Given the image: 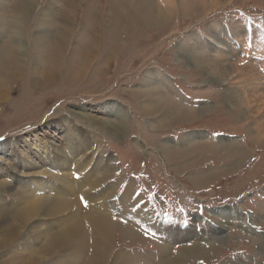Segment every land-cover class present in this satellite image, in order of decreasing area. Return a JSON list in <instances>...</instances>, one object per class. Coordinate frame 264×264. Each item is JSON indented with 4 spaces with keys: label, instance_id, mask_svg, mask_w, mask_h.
Segmentation results:
<instances>
[{
    "label": "rangeland",
    "instance_id": "1",
    "mask_svg": "<svg viewBox=\"0 0 264 264\" xmlns=\"http://www.w3.org/2000/svg\"><path fill=\"white\" fill-rule=\"evenodd\" d=\"M1 1L6 6L17 2ZM34 1L37 10L47 3H52L59 12L67 6L74 10L77 27L68 55L74 51L76 35L88 7L105 11L104 21L108 25L115 23L116 26L118 22L116 14L109 11V0ZM171 6L170 23L158 24L153 30L143 29L130 39L129 32H125L123 50L119 49L115 57L102 60L90 82L82 81L74 87L58 82L45 92L28 90L24 93H21L20 83L13 84L15 90L11 97L23 95L25 100L17 110L12 109L10 103H0V182L14 184L13 190H17L22 184L17 179L28 180L31 171L40 170L45 171L36 175L44 177L43 180L55 181L53 176H63L66 171L65 178L74 180L78 162H88L84 169H78L79 173L91 170L95 174L103 167L99 163L95 172L97 160H108L110 170L106 171L108 176L103 182L118 186L111 197L116 208L124 206L125 190L134 187L138 204L137 209L131 210L138 214L135 221H140L141 227L144 223L147 225L143 222L147 217L139 216V212L144 211L152 223L169 226L174 231H187V237L183 241L178 239L180 242L174 246L196 243L193 238L202 236L204 242L201 240L198 245L204 248L206 256L188 254V264H264V132L255 134L256 117L243 118L221 102L220 87L205 83L207 76L203 73L206 68L220 77H229L233 71L230 65L239 69L252 67L255 72L264 73V0H171ZM35 18L28 19V36ZM60 27H56V31ZM212 39L221 41L227 52L229 47L230 58L212 65L199 59L196 60L201 63H194L182 50L187 47L212 58ZM5 40L10 41L8 32ZM33 57L29 48L28 62ZM149 68L156 71L158 78L165 79V88L170 87L173 92L171 99L186 108L191 107L196 116L170 122V118L160 113L163 108L148 107L151 102L148 96L136 99L134 94L143 88L144 75ZM258 80L264 84V78ZM111 103L122 106L127 121L121 122L114 115ZM142 103H147L148 108L142 107ZM79 112L89 116L83 117ZM103 120L108 123L104 124ZM189 132L205 136L185 140ZM85 140L87 147L80 145ZM164 142L170 143L171 152L160 150ZM228 145H233L232 150ZM68 146L74 147V153L79 151L71 154L73 161H65L63 153L59 152L68 150ZM26 152L32 157L28 159L29 164L35 166L30 172L19 169V165L26 164ZM43 160L46 164L40 167ZM50 165L56 166L55 169L61 165L64 169L52 171ZM16 173L18 177L14 181ZM3 194L10 200V194ZM220 207L235 208L236 212L223 232L211 234L221 219L214 212ZM116 208L114 215L126 227L128 219L119 215L123 210ZM195 216L198 218L194 219ZM141 227L137 228L140 230L137 234L123 239L116 233L114 246L140 256L135 264H160V241ZM23 245V240L16 242L9 252L1 251L0 258L14 255L15 247L21 249Z\"/></svg>",
    "mask_w": 264,
    "mask_h": 264
},
{
    "label": "bare ground",
    "instance_id": "2",
    "mask_svg": "<svg viewBox=\"0 0 264 264\" xmlns=\"http://www.w3.org/2000/svg\"><path fill=\"white\" fill-rule=\"evenodd\" d=\"M151 1L153 0H109L111 8L109 11L116 14L115 21L116 19L118 21L116 26L113 25L115 23L108 25L104 21L107 17L105 11L94 9L93 6L88 7L84 13L82 26L80 25L79 33L76 35L74 51L68 55L67 50L72 37H74V29L77 27V19L70 6L59 12L57 11L59 9L56 6L54 8L52 3H47L42 9L37 10L34 0H17L14 6L3 5L4 2L0 0V103H10L14 110L24 103L23 95H21L23 98L11 97L12 91L15 90L13 89L15 83L17 85L20 83L21 93H24L28 90L45 92V89L51 88L58 82L65 85L67 83L70 87H74L82 81L90 82L95 71L99 70L97 68L100 67L102 60L115 57L123 50L126 42L125 32H129L130 39L133 35L141 34L143 29L153 30L158 24L170 23L173 16L171 0ZM30 16L36 18L32 32L28 36L26 31ZM109 16L113 19L111 13ZM84 23L86 24L84 25ZM59 25H61L60 30L56 31V27L59 29ZM7 32L10 41L5 40ZM212 41L211 44H214L212 58L205 57L200 52L187 47L182 50L186 51L185 53L194 63L201 61L212 65V63H221L230 58L229 47L227 52L221 41L218 39H212ZM29 48L34 53L31 62H28ZM187 52L196 54L192 55ZM229 68H232L233 71L229 77L224 78L205 68L203 72L207 76L205 83L220 87V101L225 103L235 114L243 118H257L255 121L258 123L254 127L255 134L261 130L264 132V84L258 82V78L262 80L264 78L263 71L260 69V72H255L252 67L239 69L232 65ZM144 76L143 88L139 91L140 93L134 94L137 96L136 99L148 96V100H151L149 104L146 103L148 107L152 106V110L163 108L164 111L161 110L160 113H164L168 119L170 118V122L182 121L191 115L196 116L190 109L191 107L186 108L171 99L173 92L170 91V87L168 90L165 88L167 87L165 79L158 78L153 68H149ZM166 80L169 81L168 78ZM232 82L236 85H231ZM201 84L199 83V85ZM164 88L168 91L169 96ZM146 104L142 103V107L146 108ZM110 107L121 122L127 121V114L122 110V106L119 107L117 104L111 103ZM79 114L83 117L89 116L84 112H79ZM107 123L108 121L104 122V124ZM57 126L60 124L58 123ZM202 135L205 136L203 133L189 132L185 140L196 139ZM194 141L192 140V142ZM67 143L70 142L67 140ZM87 144L86 140L80 143L86 147ZM169 144L164 142L160 150L169 153L171 149L168 147ZM68 147V150L61 149L59 151L63 153L65 161H71L73 158L71 154L75 155L79 152L74 153V147ZM228 147L232 150L233 145H228ZM25 156L26 164L19 165V169L21 167L24 172H27L26 170L30 172L35 169V166L29 164L28 159H32L30 152H26ZM97 161V165L94 167L95 172L98 170L99 163L103 167L101 166L102 168H99L95 174L91 170L85 173L78 172L80 168L84 169L88 165L87 161L75 163L76 177H73L74 180L71 177L70 180L65 178L68 171L65 174L62 173L63 176L52 175L53 179H56L55 181L43 180L44 177L41 179L37 175L44 173L45 170H40L31 171L28 180L17 179L18 174L16 173L14 181L17 179V182L22 183L17 190H13L14 184L6 185L5 182H0V252L2 251L3 254L4 251L9 252L16 242L25 241V245L21 249L15 247V252L21 250V253L13 252L12 256L0 258V264H43L42 262L46 263L48 257L50 259L46 264L136 263L135 261L140 256L138 257L132 252H123V249L114 246L113 241L116 233H119L123 239L140 231L137 228L141 227V223L135 221V216L138 214L132 211L138 204V201L135 200L134 187H131L132 185L129 183L131 189L125 190L124 196L126 197L119 200L121 202L122 199L124 206L116 208L115 202H111V197L118 186H108L103 182V179L108 176L106 171L110 170V163H107L108 160L98 159ZM45 164L46 160H43L40 167ZM49 167L52 168V171L64 169L61 165L58 169L54 168L56 166L50 165ZM98 175L101 176L98 177ZM57 180L60 183H57ZM3 193L10 194V200ZM115 208L123 210V214L119 213V215L128 219L126 227L114 215ZM143 212H139V216L140 218L147 217L143 221L147 225L144 223L141 229L150 232L161 243L159 262L188 264V254L206 256L204 248L198 245L201 240L203 241L202 236L193 238L197 241L196 243L193 241L190 244L174 246L176 242H180L178 239L183 241L187 237V231H174L166 225L161 227L152 223L149 214ZM214 212L216 217L221 219L214 226V231L212 230L211 234H218L227 227L228 220L234 217L236 209L221 208ZM197 218L198 216L194 217V219ZM245 225L247 226V224ZM29 239L31 241H28ZM155 264L157 263L155 262Z\"/></svg>",
    "mask_w": 264,
    "mask_h": 264
},
{
    "label": "snow or ice",
    "instance_id": "3",
    "mask_svg": "<svg viewBox=\"0 0 264 264\" xmlns=\"http://www.w3.org/2000/svg\"><path fill=\"white\" fill-rule=\"evenodd\" d=\"M81 199H82V202H83V197Z\"/></svg>",
    "mask_w": 264,
    "mask_h": 264
}]
</instances>
